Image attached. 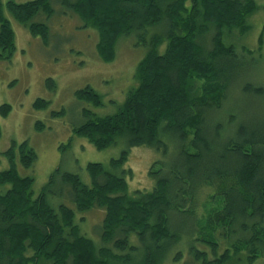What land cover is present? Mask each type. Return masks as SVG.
I'll use <instances>...</instances> for the list:
<instances>
[{
	"label": "trees",
	"instance_id": "trees-1",
	"mask_svg": "<svg viewBox=\"0 0 264 264\" xmlns=\"http://www.w3.org/2000/svg\"><path fill=\"white\" fill-rule=\"evenodd\" d=\"M56 6L61 15L69 10L82 28L97 32L96 51L105 63L114 61L122 38L135 37L146 54L116 114L98 117L84 109L86 121L73 128L74 137L97 151L123 144L117 159L87 165L91 186L57 168L34 193V179L18 170L34 166L35 151L24 141L1 153L9 166L0 172V264H164L185 258L193 264H229L243 253L248 264L264 259V121L242 122L227 108L228 67L236 55L226 39L248 33L255 2L0 3V61H9L16 50L8 17L46 45L49 26L42 22L51 20ZM244 92L263 97L261 88L248 85ZM75 95L87 108L102 107V97L90 87ZM47 107L43 100L33 104L36 111ZM10 110L1 106L0 116ZM135 148L161 155L147 174L148 191L129 190L133 173L125 166ZM58 194L67 203H53ZM213 202L219 206L213 208ZM95 209L104 218L93 239L81 223L82 215ZM177 246H188L189 257L172 256Z\"/></svg>",
	"mask_w": 264,
	"mask_h": 264
},
{
	"label": "rangeland",
	"instance_id": "rangeland-1",
	"mask_svg": "<svg viewBox=\"0 0 264 264\" xmlns=\"http://www.w3.org/2000/svg\"><path fill=\"white\" fill-rule=\"evenodd\" d=\"M8 1L22 4L31 0H0L2 4ZM253 1L257 8L247 18L248 33L244 37L235 34L238 37L235 40L234 35L231 39H226L227 33L224 35L226 43L234 45L236 55L232 68L228 67L232 88L230 93L228 91L230 100L227 108L240 121L259 125L264 121V0ZM58 10L56 6V13L49 22L47 19L42 20V23L49 26L46 45L42 44L40 38L31 37L13 19H9L15 33L16 50L9 61H0V108L3 105L11 108L6 118L0 116V172L7 170L9 166L1 153L13 142L20 144L26 141L35 151L37 159L31 169L18 170V173L34 179V193L43 189L49 176L57 168L61 172L78 175L84 184L91 186L87 165H106L120 156L122 143L97 151L84 139L74 137L73 128L86 121L82 112L84 109L98 117L116 114L126 94L135 86L136 66L146 54L145 48L138 45L135 37L122 38L116 45L114 61L107 64L96 51L97 32L82 28V22L69 10L64 15ZM5 16L8 17V14L5 13ZM244 49L249 53L243 52ZM48 80L53 82L54 89L49 87ZM248 85L251 88H261L263 97L256 98L245 93L244 88ZM86 87L102 97V107L87 108L76 99V92ZM37 100L46 101L47 109L34 110L33 104ZM52 113L60 114L55 118L51 117ZM37 122L43 125V129H37ZM160 157V154L147 148L130 151L125 166L133 173L132 178L127 179L130 192L151 189L152 180L147 174L152 163ZM62 197L61 194L55 195L53 203H67ZM218 206V203H212L213 208ZM82 217L85 222L81 225L92 238L98 233L104 212L95 209ZM137 243L139 244L138 241ZM223 245L224 242L221 248ZM183 247H175L172 256L179 252L188 254V246ZM164 264H193V261L185 258L179 262L169 261ZM229 264L248 262L243 253L242 256L233 258ZM252 264H264V259H258Z\"/></svg>",
	"mask_w": 264,
	"mask_h": 264
},
{
	"label": "flooded vegetation",
	"instance_id": "flooded-vegetation-1",
	"mask_svg": "<svg viewBox=\"0 0 264 264\" xmlns=\"http://www.w3.org/2000/svg\"><path fill=\"white\" fill-rule=\"evenodd\" d=\"M8 2H10V1H8ZM8 2H6V3H8ZM0 3H1V2H0ZM6 3H5V4H6ZM8 19H10V18L8 17ZM14 34H15V33H14ZM37 123H39V122H37Z\"/></svg>",
	"mask_w": 264,
	"mask_h": 264
}]
</instances>
